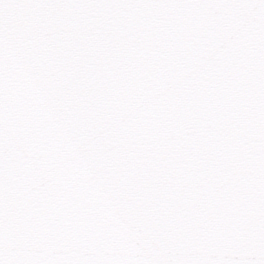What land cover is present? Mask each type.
<instances>
[{
  "label": "snow or ice",
  "instance_id": "6c2138e0",
  "mask_svg": "<svg viewBox=\"0 0 264 264\" xmlns=\"http://www.w3.org/2000/svg\"><path fill=\"white\" fill-rule=\"evenodd\" d=\"M0 264H264V0H0Z\"/></svg>",
  "mask_w": 264,
  "mask_h": 264
}]
</instances>
